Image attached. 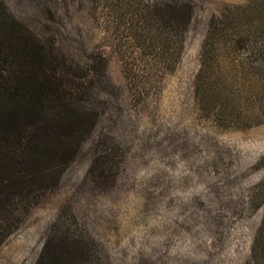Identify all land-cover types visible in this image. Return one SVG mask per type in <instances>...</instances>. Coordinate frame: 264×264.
<instances>
[{
  "label": "rangeland",
  "instance_id": "1",
  "mask_svg": "<svg viewBox=\"0 0 264 264\" xmlns=\"http://www.w3.org/2000/svg\"><path fill=\"white\" fill-rule=\"evenodd\" d=\"M177 1L178 35L142 19ZM28 32L93 80L92 129L11 203L0 264H35L54 230L104 264H261L264 0H0V34Z\"/></svg>",
  "mask_w": 264,
  "mask_h": 264
},
{
  "label": "trees",
  "instance_id": "2",
  "mask_svg": "<svg viewBox=\"0 0 264 264\" xmlns=\"http://www.w3.org/2000/svg\"><path fill=\"white\" fill-rule=\"evenodd\" d=\"M191 17V7L177 1L142 19L161 22L169 34L178 35ZM253 51L263 54L264 47ZM58 52L54 44L43 47L30 32L0 34V244L17 223L19 214H11V203H32L42 189L36 180L42 178L45 159L52 162L57 156L56 162H67L92 129L88 121L91 110L82 103L91 95L93 80L77 76V70ZM98 59L97 64L105 61ZM89 63L88 73H92L96 63ZM258 80L264 87V70ZM261 186L264 195V180ZM262 234L264 217L259 240L251 248V259L264 264ZM78 239L54 230L35 264H104L101 258H92L87 245Z\"/></svg>",
  "mask_w": 264,
  "mask_h": 264
}]
</instances>
